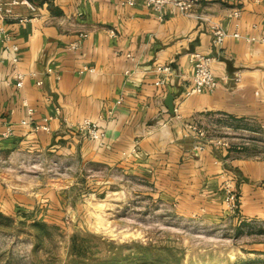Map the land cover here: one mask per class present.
Returning <instances> with one entry per match:
<instances>
[{
  "label": "crops",
  "instance_id": "obj_1",
  "mask_svg": "<svg viewBox=\"0 0 264 264\" xmlns=\"http://www.w3.org/2000/svg\"><path fill=\"white\" fill-rule=\"evenodd\" d=\"M21 1L0 0L12 12L0 27L24 74L17 88L0 42V150L138 175L155 197L211 216L228 213L222 184L229 178L234 219L264 229L257 141L225 147L204 139L196 150L186 127L215 122L264 138V0H194L188 14L166 5L161 19L143 0H27L32 8ZM218 28L227 35L215 44ZM193 52L213 58V87L186 96ZM83 120L99 127V140L74 129ZM54 199L52 188L32 196L0 182V211Z\"/></svg>",
  "mask_w": 264,
  "mask_h": 264
},
{
  "label": "rangeland",
  "instance_id": "obj_2",
  "mask_svg": "<svg viewBox=\"0 0 264 264\" xmlns=\"http://www.w3.org/2000/svg\"><path fill=\"white\" fill-rule=\"evenodd\" d=\"M218 124L196 127L217 146L253 139L264 152V138ZM0 182L21 194L55 193L2 211L11 221L0 223V264H264V236L246 234L233 214L178 208L138 175L0 150ZM37 220L52 226L46 238L30 226Z\"/></svg>",
  "mask_w": 264,
  "mask_h": 264
},
{
  "label": "built area",
  "instance_id": "obj_3",
  "mask_svg": "<svg viewBox=\"0 0 264 264\" xmlns=\"http://www.w3.org/2000/svg\"><path fill=\"white\" fill-rule=\"evenodd\" d=\"M144 4L151 8L153 12L156 14L158 19H161V10L166 5H171L175 7L179 12L183 14H188L191 8V5L194 3V0H143ZM17 1H13L11 4H16ZM21 3H25L28 7L32 8L27 0H22ZM233 15L237 14V12H233ZM11 8L10 7H2L0 5V18L4 16H11ZM22 20V19H19ZM227 34L223 32L221 29H213L212 31V40L215 44H220L223 38ZM0 42L3 44L4 49L9 53V60L11 63V67L14 71L15 79H16V87L19 88L22 86L24 74L21 73L18 69V56H17V46L11 42V37L8 32L3 30L0 27ZM213 58L199 52H193L189 55V61L192 65V74L190 80V86L185 90V95H191L193 93H199L202 90H211L213 87V76L210 69V64ZM157 72L164 75L169 71L168 66H159L156 68ZM47 72H50V69H46ZM163 81L158 80L156 84H161ZM37 84H41V81H38ZM188 131L197 137L198 142L193 145V148L196 150H201L203 148V143L200 140H204L205 132L204 130L197 128L196 125L188 124L186 125ZM44 128V126H42ZM77 132L86 135L88 138L92 140H99L102 133L99 127L89 120H83L74 128ZM222 146H227L226 142L221 143ZM228 147V146H227ZM232 179H225L222 188L224 191L223 202L225 205V209L228 213L234 214L238 209V196L234 191Z\"/></svg>",
  "mask_w": 264,
  "mask_h": 264
},
{
  "label": "trees",
  "instance_id": "obj_4",
  "mask_svg": "<svg viewBox=\"0 0 264 264\" xmlns=\"http://www.w3.org/2000/svg\"><path fill=\"white\" fill-rule=\"evenodd\" d=\"M31 1V0H30ZM35 0H32V2H34ZM11 221V218L8 216V215H5L4 213H2V211H0V223L3 224V223H7V222H10ZM30 226H33L34 228H36L40 233H41V237H47V233L49 231V229L52 227V226H48L47 224L41 222V221H34L30 224ZM246 234H256V235H264V229L261 228V226H249L247 227V230L244 231ZM78 254V253H77ZM78 260H75V264H78L77 262ZM112 262H106V263H103V264H110ZM124 264H141V263H138L136 261H128V262H125Z\"/></svg>",
  "mask_w": 264,
  "mask_h": 264
},
{
  "label": "water",
  "instance_id": "obj_5",
  "mask_svg": "<svg viewBox=\"0 0 264 264\" xmlns=\"http://www.w3.org/2000/svg\"><path fill=\"white\" fill-rule=\"evenodd\" d=\"M171 101H172V97H171V95H167V96L165 97L164 104H165L167 110H168L170 113H172V110H173V106H172V102H171Z\"/></svg>",
  "mask_w": 264,
  "mask_h": 264
}]
</instances>
